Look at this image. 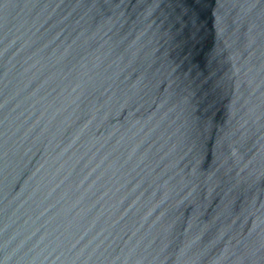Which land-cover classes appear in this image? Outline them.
Here are the masks:
<instances>
[{
	"label": "water",
	"instance_id": "obj_1",
	"mask_svg": "<svg viewBox=\"0 0 264 264\" xmlns=\"http://www.w3.org/2000/svg\"><path fill=\"white\" fill-rule=\"evenodd\" d=\"M0 264H264V0H0Z\"/></svg>",
	"mask_w": 264,
	"mask_h": 264
}]
</instances>
